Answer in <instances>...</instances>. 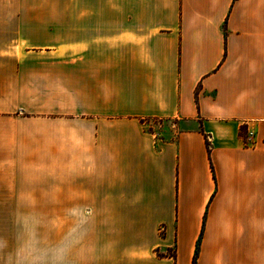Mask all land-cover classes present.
Instances as JSON below:
<instances>
[{
  "label": "crops",
  "instance_id": "1",
  "mask_svg": "<svg viewBox=\"0 0 264 264\" xmlns=\"http://www.w3.org/2000/svg\"><path fill=\"white\" fill-rule=\"evenodd\" d=\"M29 5L0 13V241L59 214L61 264H264V0Z\"/></svg>",
  "mask_w": 264,
  "mask_h": 264
},
{
  "label": "rangeland",
  "instance_id": "2",
  "mask_svg": "<svg viewBox=\"0 0 264 264\" xmlns=\"http://www.w3.org/2000/svg\"><path fill=\"white\" fill-rule=\"evenodd\" d=\"M31 1L22 0L19 6L12 4L17 0H6L11 5L0 7V13L42 15L47 12L49 7H34L29 5ZM26 41L39 44L44 40ZM69 218L59 214L4 216L0 264H61V229L70 223Z\"/></svg>",
  "mask_w": 264,
  "mask_h": 264
},
{
  "label": "built area",
  "instance_id": "3",
  "mask_svg": "<svg viewBox=\"0 0 264 264\" xmlns=\"http://www.w3.org/2000/svg\"><path fill=\"white\" fill-rule=\"evenodd\" d=\"M248 138L252 139L253 138V134L251 132L248 133Z\"/></svg>",
  "mask_w": 264,
  "mask_h": 264
}]
</instances>
